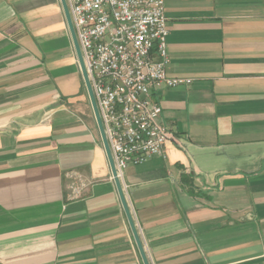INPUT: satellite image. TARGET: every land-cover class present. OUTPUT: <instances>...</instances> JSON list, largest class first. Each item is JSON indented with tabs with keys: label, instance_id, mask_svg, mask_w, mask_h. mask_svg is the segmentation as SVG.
<instances>
[{
	"label": "crops",
	"instance_id": "0c3cea01",
	"mask_svg": "<svg viewBox=\"0 0 264 264\" xmlns=\"http://www.w3.org/2000/svg\"><path fill=\"white\" fill-rule=\"evenodd\" d=\"M165 2L192 82L153 91L181 146L125 170L131 214L150 264H264V0ZM0 264H144L61 0H0Z\"/></svg>",
	"mask_w": 264,
	"mask_h": 264
},
{
	"label": "built area",
	"instance_id": "2783aa9c",
	"mask_svg": "<svg viewBox=\"0 0 264 264\" xmlns=\"http://www.w3.org/2000/svg\"><path fill=\"white\" fill-rule=\"evenodd\" d=\"M118 177L179 139L161 121L153 91L190 84L168 74L166 0H66ZM114 178V177H113ZM86 185L72 184L74 197Z\"/></svg>",
	"mask_w": 264,
	"mask_h": 264
},
{
	"label": "water",
	"instance_id": "95a60500",
	"mask_svg": "<svg viewBox=\"0 0 264 264\" xmlns=\"http://www.w3.org/2000/svg\"><path fill=\"white\" fill-rule=\"evenodd\" d=\"M61 3H62V6H63V10H64V13H65V16H66V20H67V23H68L70 34H71V37H72V40H73V43H74V46H75V49H76V53H77L78 61H79L80 68H81V71H82V74H83V78H84V81H85V84H86V87H87V90H88V93H89V96H90V99H91L93 111H94V114H95V118H96V121H97V125H98V128H99V131H100L101 139H102V142H103V145H104V148H105V151H106V154H107L110 166H111V170H112V174H113V177H114V181L116 182V185H117V188H118V191H119V194H120L124 209L126 211L127 217L129 219L130 225L132 227V230H133L137 245L139 247L140 253H141L143 261H144V264H150L149 258L147 256V253H146V250H145V247H144V244L142 242V239H141V237L139 235V232H138V229L136 227L135 221H134L133 216L131 214V210H130L129 204L127 202V199H126V196H125V193H124V190H123L121 179L118 177V173H117L115 162H114V159H113V156H112L111 148H110V145H109V142H108L105 130H104L103 122H102V119H101V116H100V113H99V109H98V106H97V102H96V98H95V95H94V92H93V88H92V85L90 83V79H89L88 72H87V69H86V66H85V62H84L81 46H80L76 31H75V28H74V24H73V21H72V18H71V14H70V10H69L67 1L66 0H61Z\"/></svg>",
	"mask_w": 264,
	"mask_h": 264
}]
</instances>
